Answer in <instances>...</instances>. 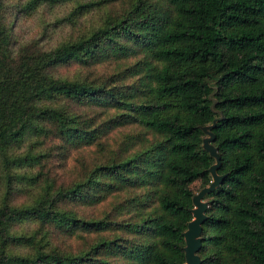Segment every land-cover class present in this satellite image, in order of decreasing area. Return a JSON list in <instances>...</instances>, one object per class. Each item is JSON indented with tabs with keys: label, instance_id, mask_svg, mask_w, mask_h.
Instances as JSON below:
<instances>
[{
	"label": "trees",
	"instance_id": "obj_1",
	"mask_svg": "<svg viewBox=\"0 0 264 264\" xmlns=\"http://www.w3.org/2000/svg\"><path fill=\"white\" fill-rule=\"evenodd\" d=\"M64 3L66 40L15 41ZM222 116L199 256L264 264V0H0V264H186Z\"/></svg>",
	"mask_w": 264,
	"mask_h": 264
},
{
	"label": "rangeland",
	"instance_id": "obj_2",
	"mask_svg": "<svg viewBox=\"0 0 264 264\" xmlns=\"http://www.w3.org/2000/svg\"><path fill=\"white\" fill-rule=\"evenodd\" d=\"M71 2V1H70ZM73 3V2H72ZM72 5V4H71ZM71 5H68V3H64L60 6L52 7L51 9L46 7L43 10H40L34 18L31 19H25L20 18V16L17 18L19 21L16 25V34H15V41H19L21 43H26L28 41L33 40H39L42 39L44 36V30L49 28L48 34L46 35V41L47 47H52L60 44L64 40H66L71 34H73V31H70V29L65 28H58L56 31L50 26L53 21L56 19L64 17L67 12L71 9ZM71 6V7H70ZM99 16L97 12H93L89 17H87V21L84 23L93 25L92 22ZM43 46V44H41ZM45 47V48H47ZM79 69H77V66H70L67 67L65 70H62L61 75L63 76H71L75 77L78 75ZM99 113L101 110H98ZM113 131V130H112ZM111 140L109 141V146L111 148H116L118 144H121L123 141V136L118 132V129L110 133ZM71 167L74 165V161H70ZM60 175L63 174V171L59 172ZM64 175V174H63ZM201 184L197 183L195 188L196 192H200ZM60 242H69L71 248L74 247L75 241L74 240H64L62 238L59 239Z\"/></svg>",
	"mask_w": 264,
	"mask_h": 264
},
{
	"label": "water",
	"instance_id": "obj_3",
	"mask_svg": "<svg viewBox=\"0 0 264 264\" xmlns=\"http://www.w3.org/2000/svg\"><path fill=\"white\" fill-rule=\"evenodd\" d=\"M223 116L214 120L213 124L202 128L205 134L203 141V149L209 156L215 161L209 169V173L212 177V183L209 187L203 188L193 198L194 208L191 213L193 220L189 223L187 231L184 233L186 242L185 246V259L186 264H202L203 261L199 256V252L203 246V225L208 219L207 211L209 203L205 200L206 197L212 194L217 188H219L225 178L218 174L221 167V156L218 149L213 145L216 137L213 133V129L217 127V124L222 120Z\"/></svg>",
	"mask_w": 264,
	"mask_h": 264
}]
</instances>
